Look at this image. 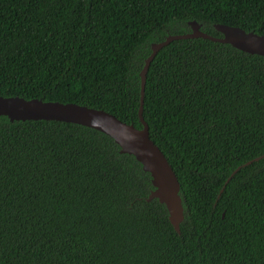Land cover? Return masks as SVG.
<instances>
[{"label": "trees", "instance_id": "16d2710c", "mask_svg": "<svg viewBox=\"0 0 264 264\" xmlns=\"http://www.w3.org/2000/svg\"><path fill=\"white\" fill-rule=\"evenodd\" d=\"M192 20L264 35V0H0V95L140 128L151 44ZM143 115L181 185V231L107 134L0 115V264H264V56L174 40L150 65Z\"/></svg>", "mask_w": 264, "mask_h": 264}, {"label": "water", "instance_id": "95a60500", "mask_svg": "<svg viewBox=\"0 0 264 264\" xmlns=\"http://www.w3.org/2000/svg\"><path fill=\"white\" fill-rule=\"evenodd\" d=\"M190 32L169 34L160 42L151 44L152 52L145 59L140 71L141 103L139 116L142 127L119 119L115 114L104 109L90 107L75 102L60 100H44L42 98L27 99L21 96L0 95V115L7 116L10 121L16 120H58L85 125L110 136L120 147L121 153L133 155L140 162L144 171L151 175L153 189L147 200L157 198L166 205L169 219L177 232L181 231V223L185 218V208L180 194L181 185L174 168L161 148L150 136V128L143 115L147 73L157 53L166 45L177 39L203 37L222 43H230L235 48L250 54L264 56V35L255 31H247L239 26L214 23V28L222 36H214L202 30L197 20L189 21ZM264 154L255 158L259 160ZM253 162L247 161L244 165ZM240 166L237 168L239 169Z\"/></svg>", "mask_w": 264, "mask_h": 264}]
</instances>
